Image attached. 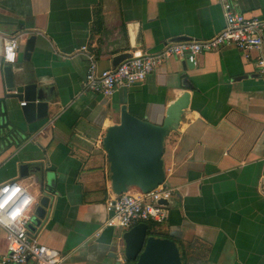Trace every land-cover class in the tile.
<instances>
[{"label": "crops", "instance_id": "crops-1", "mask_svg": "<svg viewBox=\"0 0 264 264\" xmlns=\"http://www.w3.org/2000/svg\"><path fill=\"white\" fill-rule=\"evenodd\" d=\"M227 1L235 12L264 20V0ZM220 2L0 0V186L20 182L38 204L39 185L32 176L19 179L18 165L43 162L53 174L44 219L34 222L37 204L28 212L29 233L59 252L63 264H114L109 251L124 231L105 226L114 194L102 140L119 124L120 107L159 123L185 92L189 107L164 141L169 219L149 223L151 235L174 241L182 264H264V81L255 52L219 48L198 56L190 70L172 57L142 84L109 98L83 89L89 55L101 72L136 50L158 53L217 35L225 25ZM12 36L19 48L6 65L3 39ZM30 37L35 44L25 60ZM7 67L16 86L51 90L45 121H25L21 102L9 97Z\"/></svg>", "mask_w": 264, "mask_h": 264}, {"label": "built area", "instance_id": "built-area-1", "mask_svg": "<svg viewBox=\"0 0 264 264\" xmlns=\"http://www.w3.org/2000/svg\"><path fill=\"white\" fill-rule=\"evenodd\" d=\"M220 4L225 25L217 35L208 40L170 43L158 53L136 50L115 68L101 72L98 71L94 58L89 55L90 62L83 89L102 98H109L120 88L142 84L149 74L172 57L186 58L194 65L198 56L224 47L244 53L255 52V65L264 81V20L247 18L235 12L227 0H221ZM18 48L17 36L3 39L4 64L15 63ZM20 105L24 106L25 103ZM172 193L163 183L146 194L128 191L113 196L106 203L109 217L105 226L125 232L140 223L164 224L169 219V210L158 203L169 201ZM36 204L20 182H7L0 186V228L4 231L6 242V255L0 258V264H63L59 252L39 243L27 230L30 223L28 212Z\"/></svg>", "mask_w": 264, "mask_h": 264}, {"label": "water", "instance_id": "water-1", "mask_svg": "<svg viewBox=\"0 0 264 264\" xmlns=\"http://www.w3.org/2000/svg\"><path fill=\"white\" fill-rule=\"evenodd\" d=\"M34 44L35 37H30L24 49L25 60H29ZM129 57L130 55H124L116 58L113 68ZM181 65L183 70L193 67L186 58L182 59ZM4 79L7 88L13 91L9 97L25 103L21 110L27 123L47 119L51 90L39 88L36 84L16 86L10 67L4 69ZM189 104L190 95L185 92L166 108L159 123L135 117L127 110L126 105L120 107L119 124L109 127L102 140L114 196L127 193L131 188L146 194L164 183V141L171 133L176 132L181 116ZM17 170L19 179L32 176L39 185L42 196L34 213V222L38 223L44 219L51 201L49 194L55 189L53 174L44 168L43 162L21 163ZM158 204L168 207L169 201H160ZM27 230H33L31 224H28ZM108 258L114 264H182L176 243L151 235L150 228L145 223L120 233L110 248Z\"/></svg>", "mask_w": 264, "mask_h": 264}, {"label": "trees", "instance_id": "trees-1", "mask_svg": "<svg viewBox=\"0 0 264 264\" xmlns=\"http://www.w3.org/2000/svg\"><path fill=\"white\" fill-rule=\"evenodd\" d=\"M149 227L151 226L149 223H146Z\"/></svg>", "mask_w": 264, "mask_h": 264}, {"label": "clouds", "instance_id": "clouds-1", "mask_svg": "<svg viewBox=\"0 0 264 264\" xmlns=\"http://www.w3.org/2000/svg\"><path fill=\"white\" fill-rule=\"evenodd\" d=\"M17 211H19V210H17ZM13 215L15 216V215H16V213H13Z\"/></svg>", "mask_w": 264, "mask_h": 264}]
</instances>
